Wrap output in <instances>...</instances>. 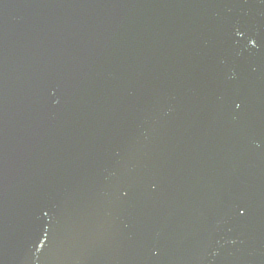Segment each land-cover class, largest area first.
I'll return each instance as SVG.
<instances>
[{
    "label": "water",
    "instance_id": "95a60500",
    "mask_svg": "<svg viewBox=\"0 0 264 264\" xmlns=\"http://www.w3.org/2000/svg\"><path fill=\"white\" fill-rule=\"evenodd\" d=\"M0 264H264V0H0Z\"/></svg>",
    "mask_w": 264,
    "mask_h": 264
}]
</instances>
